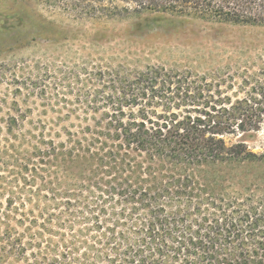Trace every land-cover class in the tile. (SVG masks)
<instances>
[{
    "label": "trees",
    "instance_id": "16d2710c",
    "mask_svg": "<svg viewBox=\"0 0 264 264\" xmlns=\"http://www.w3.org/2000/svg\"><path fill=\"white\" fill-rule=\"evenodd\" d=\"M44 2L78 20L156 13L264 26V0ZM98 77L105 122L28 152L18 173L28 201L51 205H37L36 232L19 233L11 221L24 225L25 203L10 197L0 251L18 259L48 233L47 264H264V152L245 140L264 125V75L234 100L160 67Z\"/></svg>",
    "mask_w": 264,
    "mask_h": 264
},
{
    "label": "rangeland",
    "instance_id": "374dc122",
    "mask_svg": "<svg viewBox=\"0 0 264 264\" xmlns=\"http://www.w3.org/2000/svg\"><path fill=\"white\" fill-rule=\"evenodd\" d=\"M149 67L204 77L220 85L222 94L241 98L250 87L245 83L264 75V26L156 13L78 20L44 0H0V214L10 197L17 207L25 203L26 217L17 216L24 225L11 221L19 233L36 232L44 219L37 205H51L28 201L34 192H26L29 186L18 176L28 152L42 139L66 142V132L105 122L102 95L108 89L98 74L128 75ZM245 140L253 152L263 153L264 125ZM33 217L38 224L31 223ZM48 236L34 239L40 246L18 259L0 251V264H47L53 258L44 251Z\"/></svg>",
    "mask_w": 264,
    "mask_h": 264
}]
</instances>
